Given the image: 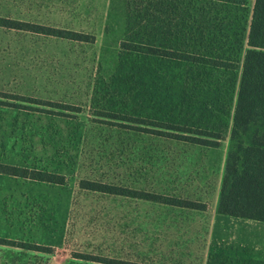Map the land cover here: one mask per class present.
<instances>
[{
  "label": "rangeland",
  "instance_id": "obj_1",
  "mask_svg": "<svg viewBox=\"0 0 264 264\" xmlns=\"http://www.w3.org/2000/svg\"><path fill=\"white\" fill-rule=\"evenodd\" d=\"M109 7L110 0H0L1 16L94 36L93 43H80L0 28V93L6 95L0 96V163L65 178L57 185L0 174V239L10 243L0 245V264H101L77 260L88 253L108 264H207L210 255L211 264H264V222L221 215L213 238L209 211L78 188L85 178L115 181L201 200L209 209L218 199L228 144L229 127L219 147L204 148L157 137L146 132L150 126L95 116L116 96L111 87L99 106L88 102L95 82L120 67L122 30L107 24ZM245 49L244 42L242 55Z\"/></svg>",
  "mask_w": 264,
  "mask_h": 264
},
{
  "label": "trees",
  "instance_id": "obj_2",
  "mask_svg": "<svg viewBox=\"0 0 264 264\" xmlns=\"http://www.w3.org/2000/svg\"><path fill=\"white\" fill-rule=\"evenodd\" d=\"M107 17L108 25L117 23L122 30L116 56L120 67L114 76L95 82L88 102L96 106L103 91L116 90L113 106L95 111V116L150 126L146 132L157 137L204 148L219 147L229 127L216 212L264 222V0H110ZM0 28L94 42L93 35L1 15ZM10 96L78 111L54 101ZM0 174L65 182L60 174L2 163ZM78 188L189 212L208 211L201 200L143 192L115 181L85 178L78 181ZM9 244L0 239V245ZM79 258L81 263L109 261L90 253ZM212 259L210 255L207 264Z\"/></svg>",
  "mask_w": 264,
  "mask_h": 264
},
{
  "label": "crops",
  "instance_id": "obj_3",
  "mask_svg": "<svg viewBox=\"0 0 264 264\" xmlns=\"http://www.w3.org/2000/svg\"><path fill=\"white\" fill-rule=\"evenodd\" d=\"M216 205H217V202L215 203L214 207H209V209H208V211L210 213V224H209L208 235H210V236L212 235L213 238H214V226H215L216 220L218 219V216H221L220 214H218L216 212ZM222 216H225V215H222ZM233 218H235V217H233ZM236 219H238V218H236ZM239 219H242V218H239ZM247 220H249V219H247ZM251 221H255V220H251ZM257 222H259V221H257ZM220 241L225 242L224 240L223 241L220 240Z\"/></svg>",
  "mask_w": 264,
  "mask_h": 264
}]
</instances>
